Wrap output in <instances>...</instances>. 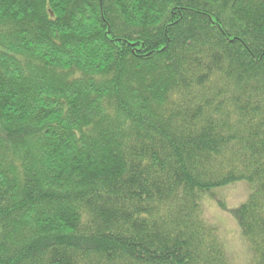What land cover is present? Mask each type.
Returning a JSON list of instances; mask_svg holds the SVG:
<instances>
[{"label": "trees", "instance_id": "trees-1", "mask_svg": "<svg viewBox=\"0 0 264 264\" xmlns=\"http://www.w3.org/2000/svg\"><path fill=\"white\" fill-rule=\"evenodd\" d=\"M0 264H264V0H0Z\"/></svg>", "mask_w": 264, "mask_h": 264}, {"label": "rangeland", "instance_id": "rangeland-1", "mask_svg": "<svg viewBox=\"0 0 264 264\" xmlns=\"http://www.w3.org/2000/svg\"><path fill=\"white\" fill-rule=\"evenodd\" d=\"M249 192L250 186L245 182H237L216 191L220 200L230 209L244 201ZM206 209L207 216L219 226L220 234L230 254L237 262L244 263L247 260V245L242 237L239 225L231 212L220 208L216 198L213 196H209Z\"/></svg>", "mask_w": 264, "mask_h": 264}]
</instances>
